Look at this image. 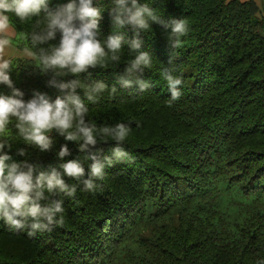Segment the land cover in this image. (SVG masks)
Masks as SVG:
<instances>
[{"label":"trees","instance_id":"16d2710c","mask_svg":"<svg viewBox=\"0 0 264 264\" xmlns=\"http://www.w3.org/2000/svg\"><path fill=\"white\" fill-rule=\"evenodd\" d=\"M70 0H49V9ZM161 19L183 18L188 32L182 44L170 49V29L151 23L140 33L143 50L152 54L144 79L152 87L141 93L118 82L133 59L127 46L118 63L89 69L87 73L57 77L79 79L88 85L103 81L108 89L98 103L85 100L86 120L98 127L124 123L130 134L123 147L133 162L115 163L85 191L81 182L74 197L63 201V222L51 231L29 236L0 220V264H260L264 261V19L253 1L139 0ZM112 0H94L102 9L101 39L113 32L109 14ZM22 49L21 32H31L33 21L21 23L8 14ZM44 12L40 13L42 17ZM123 31L135 35L131 26ZM54 40L39 45L58 46ZM174 60V75L182 77V96L170 103L162 70ZM9 75L25 101L35 93L51 101L64 93L49 85L54 74L38 62L11 58ZM112 87L117 91L112 92ZM77 94L84 98L83 89ZM12 89L0 84V95ZM4 151L12 161L25 160L47 168L68 160L91 161L79 143L66 141L53 131V147L41 152L17 138L10 126ZM82 143V142H80ZM111 138L99 139L96 148L111 155ZM67 145L71 155L58 159ZM23 150L24 156L18 155ZM95 150V149H94ZM10 161V162H12ZM59 218V216H58Z\"/></svg>","mask_w":264,"mask_h":264},{"label":"clouds","instance_id":"9594fccd","mask_svg":"<svg viewBox=\"0 0 264 264\" xmlns=\"http://www.w3.org/2000/svg\"><path fill=\"white\" fill-rule=\"evenodd\" d=\"M48 4L49 0H0V84L12 89L11 95H0V220L17 231L27 229L30 237L37 232L51 231L63 222V201L53 197L57 194L74 197L78 187L68 184L64 177L81 182L85 191H94L99 187L97 181L104 178L106 168L115 163L133 162L132 155L123 147L131 131L129 125L117 123L98 127L86 120L89 108L85 100L98 103L108 86L103 81L85 85L79 79L65 82L57 77L87 73L89 69L106 67L109 62L118 63L122 49L127 46L133 59L118 75L117 82L124 89L143 93L153 86L150 80L144 79L145 69L152 66V54L143 50L140 33L150 29L151 23L160 24L164 29H170V49H177L182 44L181 37L188 32L187 21L183 18L164 21L154 8L139 0H112L109 14L113 32L101 39L102 9L93 6L94 0H70L55 9H49ZM9 13L21 23L38 17L32 24L33 30L21 32L19 37L25 41L23 53L38 62L42 71L54 74L49 85L64 93L54 101L38 92L25 101L23 93L14 88L9 75L14 67L9 53L15 51L12 39L16 34ZM127 26L135 33L132 39H127L123 31H115ZM57 32L61 34L58 46L38 48L54 40ZM173 60L170 52L169 66L161 73L167 82L170 103L179 100L183 94V79L174 75ZM78 88L83 89V99L77 94ZM111 90L117 91L115 87ZM10 126L17 130L18 139L41 152L53 147L50 136L53 131L66 141L79 143V150L86 153L85 160L91 161L88 171L79 160L49 165L46 169L27 160L12 161L4 151L10 148ZM98 138H111L115 142L111 155H104L102 149L96 148ZM18 155L24 156L25 152L20 150ZM70 155L66 144L57 154L60 161Z\"/></svg>","mask_w":264,"mask_h":264},{"label":"crops","instance_id":"0c3cea01","mask_svg":"<svg viewBox=\"0 0 264 264\" xmlns=\"http://www.w3.org/2000/svg\"><path fill=\"white\" fill-rule=\"evenodd\" d=\"M241 2H246V1H253L257 6H258V16L260 18H263L264 19V0H239ZM13 29V32L16 34L15 32V29L12 27ZM17 34L13 36V39H12V44H13V48H14V53L10 51L9 55H10V58H27V59H30V57L26 56L24 53H23V50L22 49H19L16 45H15V39L17 38ZM6 59L8 57H5Z\"/></svg>","mask_w":264,"mask_h":264},{"label":"rangeland","instance_id":"374dc122","mask_svg":"<svg viewBox=\"0 0 264 264\" xmlns=\"http://www.w3.org/2000/svg\"><path fill=\"white\" fill-rule=\"evenodd\" d=\"M32 59V58H31Z\"/></svg>","mask_w":264,"mask_h":264}]
</instances>
